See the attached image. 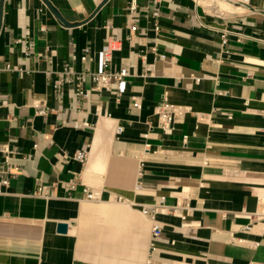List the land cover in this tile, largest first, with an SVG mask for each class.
<instances>
[{"label":"crops","instance_id":"1","mask_svg":"<svg viewBox=\"0 0 264 264\" xmlns=\"http://www.w3.org/2000/svg\"><path fill=\"white\" fill-rule=\"evenodd\" d=\"M241 7L0 0V145L14 174L0 188V264H264V0ZM111 40V70L130 69L123 93L91 77L86 97L55 92L66 63L96 71ZM164 96L192 109L170 134ZM6 169L0 152V181ZM162 199L176 211L156 213L155 237L142 208Z\"/></svg>","mask_w":264,"mask_h":264},{"label":"built area","instance_id":"2","mask_svg":"<svg viewBox=\"0 0 264 264\" xmlns=\"http://www.w3.org/2000/svg\"><path fill=\"white\" fill-rule=\"evenodd\" d=\"M238 6H243L248 4L250 0H230ZM135 5H131V10L135 9ZM27 42V41H26ZM28 47L32 48L33 43L29 42ZM120 46L117 42L111 40L106 46L98 53V69L92 71L90 69L77 70L73 69L69 63H66L63 70L58 73V78L54 82V89L56 93H62L65 85H71L74 89L77 97H86L88 94L85 90V83L88 77H91L94 88L96 90H110L113 84H117L119 93H123L126 89L125 78L130 75V69L128 66H124L120 71L114 72L110 68V64L113 59V53ZM89 50H85L79 57V60L84 63L89 58ZM91 58V57H90ZM92 59V58H91ZM133 106L136 108L141 107V100L139 98L134 99ZM192 111L191 107L188 105L175 104L168 100L167 96H164L163 101L157 106L156 112L159 118V125L165 133H172L174 130L173 125L178 121H181L187 113ZM44 112V111H41ZM197 117L200 121L205 119L203 113H197ZM124 130L123 126H118L116 132L121 133ZM0 152L4 154L5 163L7 169L1 171L3 178L0 181V188L2 186L8 185L10 178L14 175L12 172V164L10 162V155L13 153L7 145H0ZM76 159L80 161H86L88 155L87 153H78L75 155ZM71 187H75V183H71ZM47 187H40L38 190L39 194H45ZM86 197L89 200L97 201L101 198L100 188H87L85 190ZM159 211L168 212L176 211L175 207H169L164 205L163 199L158 204L145 205L142 208V213L149 217L152 222V232L153 236L157 237L161 235L163 227L161 223L156 219V213Z\"/></svg>","mask_w":264,"mask_h":264},{"label":"bare ground","instance_id":"3","mask_svg":"<svg viewBox=\"0 0 264 264\" xmlns=\"http://www.w3.org/2000/svg\"><path fill=\"white\" fill-rule=\"evenodd\" d=\"M202 5L204 4L205 6L209 8H215L217 7L220 10H242L244 9L243 7L240 6H235L233 3H231L228 0H199ZM179 200V199H178Z\"/></svg>","mask_w":264,"mask_h":264},{"label":"water","instance_id":"4","mask_svg":"<svg viewBox=\"0 0 264 264\" xmlns=\"http://www.w3.org/2000/svg\"><path fill=\"white\" fill-rule=\"evenodd\" d=\"M59 230L62 231V232H66L67 231V225L64 224V223H61L59 225Z\"/></svg>","mask_w":264,"mask_h":264},{"label":"rangeland","instance_id":"5","mask_svg":"<svg viewBox=\"0 0 264 264\" xmlns=\"http://www.w3.org/2000/svg\"><path fill=\"white\" fill-rule=\"evenodd\" d=\"M234 4V3H233ZM237 5V4H236Z\"/></svg>","mask_w":264,"mask_h":264}]
</instances>
